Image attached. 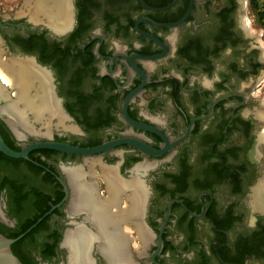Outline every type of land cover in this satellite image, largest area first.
I'll return each mask as SVG.
<instances>
[{
	"label": "flooded vegetation",
	"instance_id": "1",
	"mask_svg": "<svg viewBox=\"0 0 264 264\" xmlns=\"http://www.w3.org/2000/svg\"><path fill=\"white\" fill-rule=\"evenodd\" d=\"M70 1L59 28L0 11V44L50 76L72 128L19 139L0 115V129L17 151L108 146L0 160V232H27L13 247L24 264H68L67 235L97 230L71 206L69 168L95 157L124 182L141 168L147 243L135 222L122 224L133 264H264V55L251 0ZM91 256L108 264L96 245Z\"/></svg>",
	"mask_w": 264,
	"mask_h": 264
},
{
	"label": "bare ground",
	"instance_id": "2",
	"mask_svg": "<svg viewBox=\"0 0 264 264\" xmlns=\"http://www.w3.org/2000/svg\"><path fill=\"white\" fill-rule=\"evenodd\" d=\"M25 1L28 6L23 8L21 15L28 11L26 14L33 21L45 19L59 28L71 16L70 0ZM3 53L0 44V112L14 132L26 137L50 134L53 127L71 129L72 126L64 122L65 117L55 98L50 76L37 69L30 59L5 58ZM86 165L88 169L81 166L69 168L68 176L74 193L71 206L86 211V219L97 230L92 234L79 228L67 235L65 244L70 249L68 264H92L91 251L95 245L108 264H133L122 224L135 222L138 239L142 245L147 243L149 236L139 220L145 202V190L139 177L141 168L136 167L137 172L132 180L124 182L115 170L102 166L98 158L87 159ZM97 165L102 168L99 174ZM98 175L105 180L107 197L102 198L97 194L95 182ZM128 191L125 201L123 194Z\"/></svg>",
	"mask_w": 264,
	"mask_h": 264
},
{
	"label": "water",
	"instance_id": "3",
	"mask_svg": "<svg viewBox=\"0 0 264 264\" xmlns=\"http://www.w3.org/2000/svg\"><path fill=\"white\" fill-rule=\"evenodd\" d=\"M0 115L2 117H5V115L1 112H0ZM11 129L13 130L12 127H11ZM16 136L19 139H28L29 137H36V135H27L26 137H20L17 134H16ZM107 146H108V144L93 147V148H83V147L73 146V145H70L67 143L47 141V142H35V143L29 144V145H24L22 150L17 151L8 145V143L5 141L2 133L0 132V152L3 153L4 155H6L10 158H14V159L30 160L29 153L35 149H42V148L54 149L57 151L66 152V153H73V154L95 155V154H98V153L104 151L107 148ZM152 152L156 153L154 150ZM26 233L27 232L22 233L18 237H15V238H10V237H8V236H6L0 232V264H24L23 261L20 259V257L14 252L13 245L17 241H19ZM155 264H157V263H155Z\"/></svg>",
	"mask_w": 264,
	"mask_h": 264
},
{
	"label": "rangeland",
	"instance_id": "4",
	"mask_svg": "<svg viewBox=\"0 0 264 264\" xmlns=\"http://www.w3.org/2000/svg\"><path fill=\"white\" fill-rule=\"evenodd\" d=\"M24 2L19 0H0L1 14L20 16L24 8ZM251 4L249 18L252 20L253 28L256 30V40L262 47V54L264 55V0H251ZM258 83L262 84L264 89V75ZM256 89H259V86Z\"/></svg>",
	"mask_w": 264,
	"mask_h": 264
},
{
	"label": "trees",
	"instance_id": "5",
	"mask_svg": "<svg viewBox=\"0 0 264 264\" xmlns=\"http://www.w3.org/2000/svg\"><path fill=\"white\" fill-rule=\"evenodd\" d=\"M0 132L2 133V135H3V137H4V139L6 140V137H5V134H4V132L0 129ZM6 142L8 143V145L10 146V147H12V148H14L11 144H10V142H8L7 140H6ZM15 150H17L16 148H14ZM0 160H4V161H8V162H12V164H14V165H18V163L20 162V160H17V159H12V158H10V157H8V156H6V155H4L3 153H1L0 152ZM30 224L31 223H27L25 226H24V230L26 229V228H28L29 226H30ZM19 234L18 233H16V234H14V235H12V238H15V237H17ZM21 241H19V242H17V243H20ZM13 247H14V245H13ZM13 250H14V248H13ZM14 252H15V250H14ZM16 253V252H15ZM17 254V253H16ZM18 255V254H17ZM19 256V255H18ZM21 259V258H20ZM22 260V259H21Z\"/></svg>",
	"mask_w": 264,
	"mask_h": 264
}]
</instances>
